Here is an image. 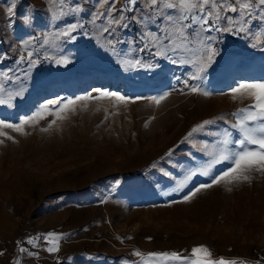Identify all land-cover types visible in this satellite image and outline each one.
I'll return each instance as SVG.
<instances>
[{
    "label": "rangeland",
    "instance_id": "obj_1",
    "mask_svg": "<svg viewBox=\"0 0 264 264\" xmlns=\"http://www.w3.org/2000/svg\"><path fill=\"white\" fill-rule=\"evenodd\" d=\"M101 2L15 0L9 15L13 0H0V99L22 93L0 104V120L19 125L60 101L23 132L0 128V264H180L148 254L191 257L198 246L214 259L264 264V172L191 195L231 167L199 171L225 129L239 138L234 113L252 101L234 100L232 89L264 81V14L221 10L213 30L190 43L174 35L166 49L169 22L147 0L103 16ZM121 14L122 24L109 23ZM70 24L75 39L61 35ZM204 37L218 54L192 79ZM205 120L214 123L185 139ZM48 233L60 238L59 251H47Z\"/></svg>",
    "mask_w": 264,
    "mask_h": 264
},
{
    "label": "snow or ice",
    "instance_id": "obj_2",
    "mask_svg": "<svg viewBox=\"0 0 264 264\" xmlns=\"http://www.w3.org/2000/svg\"><path fill=\"white\" fill-rule=\"evenodd\" d=\"M50 3H59L61 7L65 4V0H49ZM124 7L120 9L115 8L116 0H102L100 7L108 6L107 13H99V15H109L113 11L123 13L124 11H131L128 5H136L138 0H122ZM147 2L157 9V14L169 22L171 31L163 37V41H168V44L162 45L167 49L171 44V38L175 35L181 39L182 42H191V37L195 33L199 36L202 31H211L216 21L220 20L221 10H230L232 13H238L241 18L251 17L253 10L258 9L261 14H264V0H147ZM15 0H13V6L8 8L9 15H14ZM165 10H172L177 14H166ZM215 16V20H211V17ZM229 21L232 17H228ZM124 16L121 14L119 18H113L109 23L122 24ZM247 23V20H243ZM123 26V25H122ZM196 26H198V31ZM77 24H70L61 35L68 37L69 39H75L72 35L77 29ZM217 31L221 29H216ZM223 31H231L230 28H224ZM243 31V27L240 28ZM105 31H108L106 28ZM154 39H160L154 37ZM209 38L204 37L201 39L203 45L204 55H202L197 61L196 71L193 73L192 79H202L201 73L207 70V67L213 61V58L218 54L217 50L211 47L209 43H205ZM176 51L175 47L171 49ZM31 56V53L29 54ZM175 62V61H174ZM35 61H30V66ZM57 63L67 64L68 60H59ZM137 63H139L137 61ZM151 67V66H150ZM187 83V82H185ZM3 88L0 86V91ZM192 92H201L198 86H192L190 88ZM100 91V90H97ZM203 95L207 96L210 93L203 91ZM234 100H251L252 103L246 107L238 110L234 115L237 116V120L231 125V128L236 129L239 133L238 139H233L232 132L225 129L224 135L218 140L212 150L207 151L209 160L204 168L200 171V174L209 176L212 173V169L215 165L230 162L229 167L222 174L213 177L211 184H202L191 194L194 196L196 192H199L203 188L212 187L213 184H219L224 182L225 184H233L239 181H247L250 179L249 173L252 171L264 172V81H242L235 88L232 89ZM22 93L16 92L14 95L9 94L8 100L0 99V104L10 103L14 96H20ZM166 95V94H165ZM103 97H113L117 101L126 102V98L118 93L101 92ZM92 97H77V100L91 99ZM99 98V97H96ZM165 96L159 98L152 97L151 99L159 104ZM60 101H49L43 105L41 110L34 114L32 117H28L20 122L19 125L7 123L0 120V128H8L17 132H23V125L29 122H35L38 119H42L44 113L49 112V106L52 104H59ZM74 104L73 100H68L66 104H63L61 111L70 110L69 106ZM63 118V117H60ZM214 123V121L205 120L201 124L196 125L191 132L188 133V137H191L193 133L204 131L206 126ZM0 135H6L4 132H0ZM11 139V137H8ZM235 145V147H233ZM255 146V147H252ZM171 152L168 153L170 155ZM196 172H192L186 179H190L191 176L196 175ZM229 190H231L229 188ZM191 197H185V200ZM47 236L51 239L48 242L52 245L47 248L48 252L59 251V237L54 233H48ZM28 243H33L30 239ZM21 252L25 249L21 248ZM136 255H141L139 252ZM149 258H154L158 261H178L180 264H236L234 260H226L224 258L214 259L211 251L205 246L194 247L191 250V257H185L180 253L163 252V253H149Z\"/></svg>",
    "mask_w": 264,
    "mask_h": 264
},
{
    "label": "trees",
    "instance_id": "obj_3",
    "mask_svg": "<svg viewBox=\"0 0 264 264\" xmlns=\"http://www.w3.org/2000/svg\"><path fill=\"white\" fill-rule=\"evenodd\" d=\"M72 264H86V262L75 261V262H72Z\"/></svg>",
    "mask_w": 264,
    "mask_h": 264
}]
</instances>
